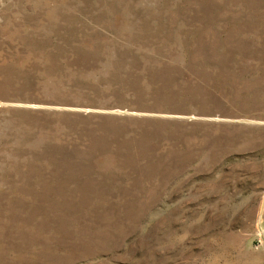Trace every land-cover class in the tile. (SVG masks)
Segmentation results:
<instances>
[{
    "label": "rangeland",
    "instance_id": "obj_1",
    "mask_svg": "<svg viewBox=\"0 0 264 264\" xmlns=\"http://www.w3.org/2000/svg\"><path fill=\"white\" fill-rule=\"evenodd\" d=\"M0 264H264V0H0Z\"/></svg>",
    "mask_w": 264,
    "mask_h": 264
}]
</instances>
